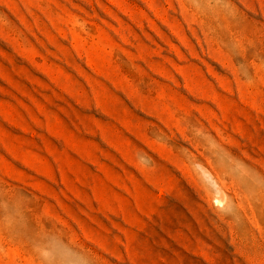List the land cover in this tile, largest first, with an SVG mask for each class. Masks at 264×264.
Here are the masks:
<instances>
[{
	"label": "rangeland",
	"instance_id": "obj_1",
	"mask_svg": "<svg viewBox=\"0 0 264 264\" xmlns=\"http://www.w3.org/2000/svg\"><path fill=\"white\" fill-rule=\"evenodd\" d=\"M0 264H264V0H0Z\"/></svg>",
	"mask_w": 264,
	"mask_h": 264
},
{
	"label": "bare ground",
	"instance_id": "obj_2",
	"mask_svg": "<svg viewBox=\"0 0 264 264\" xmlns=\"http://www.w3.org/2000/svg\"><path fill=\"white\" fill-rule=\"evenodd\" d=\"M217 174H218V172H217ZM219 176H217L216 178H218ZM224 196H219V197H217V201L220 203V204H222V202L224 201Z\"/></svg>",
	"mask_w": 264,
	"mask_h": 264
}]
</instances>
